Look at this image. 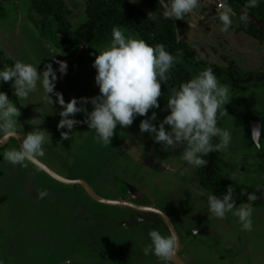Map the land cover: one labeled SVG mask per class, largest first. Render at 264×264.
<instances>
[{"label":"rangeland","instance_id":"rangeland-1","mask_svg":"<svg viewBox=\"0 0 264 264\" xmlns=\"http://www.w3.org/2000/svg\"><path fill=\"white\" fill-rule=\"evenodd\" d=\"M65 2L71 10L69 20L76 29L87 16L74 8L70 0ZM137 5L151 14L139 0ZM254 11L264 18V6ZM211 15L219 19L217 10ZM176 21L181 44L193 45L208 60L205 55L210 54L202 52L198 45L206 44L211 54L215 50L210 39L204 41L202 27L198 33L192 31L188 35L185 19ZM241 22L243 30L252 32L253 28ZM41 24L42 17L32 9V0L1 1L3 58L32 63L40 72L49 63L58 69L56 60L66 61L67 74L61 77L57 72L56 83V91L63 94L65 101L98 95L97 73L91 63L97 56V48H107L109 43L71 45L65 49L57 21L53 19L44 27ZM120 28L126 34L142 38L132 28ZM257 39L264 43V36ZM55 52L60 53L54 59ZM185 64L194 74L200 72L194 60L188 59ZM254 64L256 61L251 60L248 66ZM218 79L230 90L223 129L231 133L232 140L224 153L227 163L236 166L222 165V172L244 184H261L264 182V84L245 90ZM163 84L160 108L150 109L148 113V116L153 111L157 113L158 119L154 121L157 124L169 114L168 96L174 88L179 89L170 73ZM0 90L6 91L7 87L2 84ZM50 95L54 101L52 107L45 101L42 83H38L37 91L27 100L10 98L21 111L18 123L25 133L33 130L30 120L39 119L38 108L45 114L40 127L49 134L44 155L38 157L40 161L67 179L87 181L97 193L110 199L130 200L115 185L116 178L127 179L141 195L140 199L143 197L146 201L133 202L161 209L172 218H179L187 229L195 226L208 229H201L194 235L196 238L181 239L179 254L186 264H264V205L253 206L251 231L242 230L238 217L232 213L223 219L211 214L209 192L201 185L198 168L177 156L183 148L165 150L163 145L154 142L151 134L140 133L139 125L147 117H137L126 129L118 125L112 143L104 145L97 142L95 131L83 122L84 113H78L75 118L81 123L74 127L69 139H62L61 132L67 131L57 128L62 109L55 102V95ZM87 108L91 111L92 105L89 103ZM251 119L263 124L262 149L253 142ZM18 147L15 138L0 147V264H162L158 257L143 254V248L150 243L149 230L171 234L159 215L99 202L81 185L60 182L32 162L22 167L3 158L5 152ZM41 191L47 192L42 199Z\"/></svg>","mask_w":264,"mask_h":264},{"label":"clouds","instance_id":"clouds-1","mask_svg":"<svg viewBox=\"0 0 264 264\" xmlns=\"http://www.w3.org/2000/svg\"><path fill=\"white\" fill-rule=\"evenodd\" d=\"M131 2L137 3L138 0ZM159 4L164 9V19L181 20L194 14L200 7V0H159ZM259 4L260 0H247L240 19L246 21L248 9L256 8ZM217 12L223 25L221 31L227 32L235 16L233 7L228 0H222L217 3ZM57 53L60 52H55L54 59ZM177 62V56L171 54L165 45L149 44L143 38L126 34L119 26H114L110 45L99 52L93 62L98 95L73 97L66 102L63 94L56 91L57 72L62 77L68 69L67 62L60 60H56L58 69L49 63L43 72L38 71V67L32 63L22 61L5 65L0 69V85L10 83L14 89L13 95L21 101L27 100L31 93L37 91L38 83H42L46 103L52 107L54 101L50 94H53L55 102L61 106L57 128L67 129L61 132L64 140L69 139L74 127L81 123L75 118L78 113H84L83 122L95 131L97 142L104 145L112 143L118 125L126 129L137 117H147L139 125L141 134H151L154 142L163 145L165 150H175L183 145V160L199 168L207 165L204 157L212 152L227 150L231 143V133L217 126L218 114H228L225 105L229 102L230 90L211 68H206L182 83L179 89H173L167 99L166 110H169V114L158 124L155 123L157 113L153 111L148 116L149 110L160 108L161 86L168 81V74ZM89 103L92 105L91 111L87 108ZM38 111L39 119L30 120L33 130L25 133L18 123L20 109L6 91L0 90V136L20 139L18 148H12L3 155L9 163L27 167L26 162H34L44 155L49 132L40 127L45 114L39 108ZM214 138H218L219 142L214 143ZM257 147L260 145L257 144ZM46 195L45 191L39 193L41 199ZM247 198L249 203L237 206L233 190L229 187L222 197L209 195V212L221 219L227 213H232L238 217L242 230L251 231L253 202L258 197L252 193ZM162 223L171 224L164 213ZM196 234L198 231L194 230L193 235ZM148 238L150 243L143 248V254L154 255L162 264H170L178 248L175 232L164 235L157 229H151Z\"/></svg>","mask_w":264,"mask_h":264},{"label":"trees","instance_id":"trees-1","mask_svg":"<svg viewBox=\"0 0 264 264\" xmlns=\"http://www.w3.org/2000/svg\"><path fill=\"white\" fill-rule=\"evenodd\" d=\"M8 1V0H0ZM72 6L83 11L87 19L84 20L76 29H73L72 23L69 20L71 10L65 0H32V9L42 17V26L47 25L51 20L57 21L60 26V34L63 37L62 47L69 49L71 45L81 46L84 44H95L96 46L103 45L111 41L112 29L114 26L123 28H132L149 44H163L166 49L177 56L178 62L171 69L170 74L175 86L180 85L190 80L194 75L185 64L188 59L195 61L200 72L206 68H211L216 76L222 79L223 83L234 85L236 87L249 90L250 88H259L264 84V72H246L243 71L233 61H230L227 66L214 64L204 58L191 47L189 44H181L178 39V24L176 20L164 19L163 7L159 4V0H139L144 6H147L151 14L140 8L137 3H132L130 0H70ZM230 3L241 4L244 8L247 0H228ZM264 6V0L260 2L258 7ZM257 8V7H256ZM255 8L248 9V13L253 15L264 24V18L255 13ZM239 15L242 14L239 12ZM249 28H253L252 32L243 28L241 30L254 35L256 38L264 36V31L258 29L249 19L245 21ZM4 53L0 52V69L6 63L10 66L15 62L12 58L7 61L3 58ZM7 87L6 92L9 98H15L14 89L10 83H3ZM164 85V84H162ZM225 115L218 114V127L223 129ZM219 139L214 138V143H218ZM204 159L207 160V165L198 168L201 185L209 192V195L222 197L226 194L228 188L233 190V198L236 200L237 206L241 203L247 204L248 194L255 193L258 197L253 202V206L264 205V182L258 185H248L237 180H232L226 177L222 172V165H227L235 168V165H229L226 161L224 151L212 152ZM115 185L120 192L130 199L127 190V182L116 178ZM259 187V191L257 188ZM171 217V216H170ZM172 218V217H171ZM179 235L183 239L196 238L192 235L191 229H187L182 224V221L177 218H172ZM217 244V240L214 241Z\"/></svg>","mask_w":264,"mask_h":264},{"label":"crops","instance_id":"crops-1","mask_svg":"<svg viewBox=\"0 0 264 264\" xmlns=\"http://www.w3.org/2000/svg\"><path fill=\"white\" fill-rule=\"evenodd\" d=\"M214 10H217L216 0H200V7H198L195 10L194 14L185 17V23L187 24L188 35L192 31L198 33L200 31V28L202 27L201 31L205 33V34L203 33L204 41H206L207 38L210 39V42H212V45L214 46L215 52H213L212 49V54H211L210 50L206 48V44L205 45L199 44L198 45L199 49L201 48L202 52L210 54V55H205V54L204 55L208 56V60H210L214 64L225 66L228 61H233L240 68L241 66L244 67L245 70L241 68L243 71L264 72V43H262L257 38L250 35L249 33L240 29L242 22L239 16V12H237L236 9L234 8L233 10L235 12V16L232 18L233 19L232 26L229 28L227 32L221 31V28L223 27L222 23L220 22L219 19H215V17L211 15L213 14ZM190 24L193 25L192 26L193 29L191 30L189 26ZM188 26H189V30H188ZM108 43L110 45V42ZM191 43L195 44L193 43V41H191ZM208 43L209 42H207V44ZM190 46L197 49L193 45ZM216 47L217 49H215ZM105 48L106 46L97 48L96 55H99V52L103 51ZM251 54L252 57L256 59L250 57ZM212 56L215 58V60L213 59ZM95 58L92 59L93 62ZM251 60L252 61L255 60L256 64L251 65L249 67L248 64H250ZM93 62L91 63V65L93 64ZM258 68L260 69L258 70ZM225 121H226V114H225ZM181 147L183 149H180L181 150L180 153L178 151L177 154V156H179L178 158L180 159H182V152L184 150V146L181 145ZM170 162L172 163L173 161ZM126 177L130 178V176H126ZM123 181L127 182V179H124Z\"/></svg>","mask_w":264,"mask_h":264},{"label":"water","instance_id":"water-1","mask_svg":"<svg viewBox=\"0 0 264 264\" xmlns=\"http://www.w3.org/2000/svg\"><path fill=\"white\" fill-rule=\"evenodd\" d=\"M230 4L234 9H236L242 15L244 14L242 11L243 10L242 6L234 4V3H230ZM248 19L253 24H255V26H257L259 29L264 31V24L261 21H259L257 18H255L253 15H251L249 13H248ZM250 121H251L250 122V128H251V132H252L251 135H252L253 142L255 143L256 146H257V144H259L260 145L259 149H262L261 141H262V134H263V124L260 121H258L257 119H253V120L251 119ZM11 138H15L17 140L18 144H20V139L16 136H12V137H4L3 136L2 138H0V147L4 146ZM32 163H34L35 165L40 167L47 174H49L51 177L55 178L56 180H58L60 182H63V183L68 184V185H81L91 197H93L94 199H96L99 202H102V203H105L108 205H114V206H126V207L133 208L135 210H138V211L152 212V213L159 215L161 218H162V214L164 213L169 218L170 223H171V224H166L168 229L170 230L171 233L175 232V234L177 236L178 248H177V252H176L175 256L173 257L172 261L175 264H186V262L179 255V249L181 246V239H180L179 233L176 229V226L173 223L170 216L161 209L133 202V200H139L141 197L139 192L133 186L127 185V190H128L129 197H130L129 201L122 200V199L121 200L110 199V198L103 197L99 193H97L93 189V187L85 180L67 179V178L57 174L49 166H47L45 163L40 161L38 158ZM144 202H146V201L142 197L141 203H144ZM203 228L208 231V229H206L205 227H201V226H195L192 228L191 231H192V233L194 232V230L201 232V229L203 230Z\"/></svg>","mask_w":264,"mask_h":264},{"label":"built area","instance_id":"built-area-1","mask_svg":"<svg viewBox=\"0 0 264 264\" xmlns=\"http://www.w3.org/2000/svg\"><path fill=\"white\" fill-rule=\"evenodd\" d=\"M216 2H217V3H218V2H222V0H216ZM217 3H216V4H217Z\"/></svg>","mask_w":264,"mask_h":264},{"label":"flooded vegetation","instance_id":"flooded-vegetation-1","mask_svg":"<svg viewBox=\"0 0 264 264\" xmlns=\"http://www.w3.org/2000/svg\"><path fill=\"white\" fill-rule=\"evenodd\" d=\"M171 218V217H170ZM172 219V218H171ZM173 221V220H172ZM174 223V222H173ZM177 229V228H176ZM192 230V229H191ZM178 231V230H177ZM180 236V235H179ZM180 239H182V237L180 236ZM180 255V254H179Z\"/></svg>","mask_w":264,"mask_h":264},{"label":"bare ground","instance_id":"bare-ground-1","mask_svg":"<svg viewBox=\"0 0 264 264\" xmlns=\"http://www.w3.org/2000/svg\"><path fill=\"white\" fill-rule=\"evenodd\" d=\"M141 200V199H140Z\"/></svg>","mask_w":264,"mask_h":264}]
</instances>
